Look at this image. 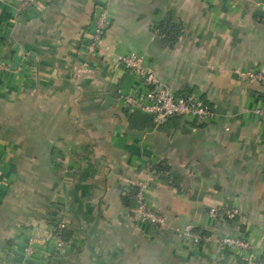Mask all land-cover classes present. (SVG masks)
I'll list each match as a JSON object with an SVG mask.
<instances>
[{
  "label": "crops",
  "instance_id": "obj_1",
  "mask_svg": "<svg viewBox=\"0 0 264 264\" xmlns=\"http://www.w3.org/2000/svg\"><path fill=\"white\" fill-rule=\"evenodd\" d=\"M262 2L0 0V264H264V86L249 79L264 70ZM101 7L110 23L91 54ZM162 22L182 25L174 47ZM129 54L215 119L157 124L127 108L146 96ZM139 189L166 228L131 220ZM225 236L251 242L252 259L219 247Z\"/></svg>",
  "mask_w": 264,
  "mask_h": 264
},
{
  "label": "built area",
  "instance_id": "obj_2",
  "mask_svg": "<svg viewBox=\"0 0 264 264\" xmlns=\"http://www.w3.org/2000/svg\"><path fill=\"white\" fill-rule=\"evenodd\" d=\"M260 5L264 12V2ZM109 23L107 10L104 7L99 8L95 23V34L87 47L89 53L93 54L98 51L103 40V35L109 27ZM119 60L128 70L141 78L146 87V96L143 101H139L131 96L123 97L127 108H138L142 110L152 116L157 124H164L173 118H191L201 121H213L215 119L214 111L201 99L195 96L189 99L177 97L171 88L160 82L156 77L155 71L147 66L140 56L129 54L119 57ZM5 70L6 67L0 64V72ZM87 72H89V69L85 65L77 70L78 74ZM249 79L264 86V70L261 69L251 72ZM258 113L264 115V109H259ZM220 213L221 210L217 208H212L209 211L210 216L216 220L219 219ZM225 213L229 219H235L240 215L237 209H230L225 211ZM130 217L134 223H150L162 228H166L167 226L165 217L147 206L143 189H139L136 194L135 203L130 211ZM262 230V241L264 242V226ZM183 235L194 244L209 243L212 240L211 237L197 233L191 228H188ZM216 243L219 247L227 248L238 256L245 258V260H251L253 257L254 245L247 240L225 236L217 239ZM63 246V243H58L59 248ZM25 253L26 255H32L35 253V250L29 246L25 249Z\"/></svg>",
  "mask_w": 264,
  "mask_h": 264
},
{
  "label": "trees",
  "instance_id": "obj_3",
  "mask_svg": "<svg viewBox=\"0 0 264 264\" xmlns=\"http://www.w3.org/2000/svg\"><path fill=\"white\" fill-rule=\"evenodd\" d=\"M156 31H158L159 35H161L164 38V41L168 43L170 47H174L181 34H182V25L178 23L173 22H162L156 27ZM177 97L189 99L190 96L183 93H176ZM220 216L227 217L225 211L221 210ZM228 218V217H227ZM53 227V234L62 242H67L72 233L68 230L67 226L64 225L63 227L59 224H57L55 221L52 223Z\"/></svg>",
  "mask_w": 264,
  "mask_h": 264
},
{
  "label": "water",
  "instance_id": "obj_4",
  "mask_svg": "<svg viewBox=\"0 0 264 264\" xmlns=\"http://www.w3.org/2000/svg\"><path fill=\"white\" fill-rule=\"evenodd\" d=\"M111 103H113V99L108 98L107 105H109V104H111Z\"/></svg>",
  "mask_w": 264,
  "mask_h": 264
}]
</instances>
